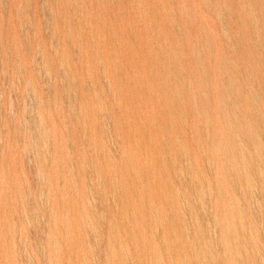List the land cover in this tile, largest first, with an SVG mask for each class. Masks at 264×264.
I'll list each match as a JSON object with an SVG mask.
<instances>
[{
  "label": "rangeland",
  "instance_id": "rangeland-1",
  "mask_svg": "<svg viewBox=\"0 0 264 264\" xmlns=\"http://www.w3.org/2000/svg\"><path fill=\"white\" fill-rule=\"evenodd\" d=\"M0 264H264V0H0Z\"/></svg>",
  "mask_w": 264,
  "mask_h": 264
}]
</instances>
